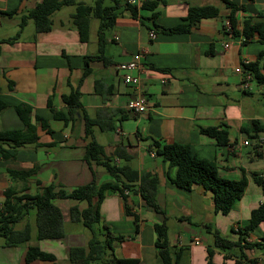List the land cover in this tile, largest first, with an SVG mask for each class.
Wrapping results in <instances>:
<instances>
[{
    "label": "crops",
    "instance_id": "1",
    "mask_svg": "<svg viewBox=\"0 0 264 264\" xmlns=\"http://www.w3.org/2000/svg\"><path fill=\"white\" fill-rule=\"evenodd\" d=\"M40 1L0 0V41L14 37L20 29L21 16ZM231 1L241 7L235 11V27L229 17L232 9L225 0H164L155 10L157 26L153 20H141L140 15H151L148 10H140L138 17L128 12L120 14L110 28L111 34L105 31L103 58L89 60L87 75L86 57L102 53L96 19L92 21L90 39L85 42L73 23L74 11L58 15V10L52 15V29L38 31L35 23L31 29L29 19L17 39L0 42V101L7 105L0 112V131L24 127L15 109L22 102L32 105L50 128L48 131L37 122L39 144L12 149L9 143L0 142V147L9 148L13 154L5 158L0 151V209L8 187L18 194H36L49 184L71 191L94 178L99 184L113 181L105 166L86 160L88 139L84 136V121L79 112L71 117L63 99L78 90L81 109L97 118L94 135L105 153L112 155L118 165L128 163L145 181L149 175L158 180L154 196L157 210L143 198L140 181L132 189H125L126 201L118 190L105 193L100 203L99 224L112 232V249L92 264H115L112 255L138 258L137 264H164L155 230V224L164 221L170 244L182 248L180 264H208L213 236L206 232V224L238 240L239 231L249 222L253 209L264 202V190L254 179L264 177V145L244 143L249 138L244 128L249 127L252 133L254 120L264 125L263 87L252 82L253 76L244 87L246 72L236 71L245 60L252 62L264 51L258 33L249 41H245L242 33L246 18L264 23V0ZM205 5L218 8V15L194 22L186 20L191 7ZM15 8L19 9L17 14L2 13ZM181 24L188 29L169 31ZM152 29L157 32L155 38L149 36ZM146 46L150 52L143 58L140 69L120 68ZM125 73L140 75V84H126ZM136 96L147 98L148 110L134 113L128 109L129 100ZM53 108L64 112L67 122L55 118ZM212 126L228 130V145H219L214 137L201 132L202 127ZM259 135H264V131ZM154 140L189 144L199 156L215 160L223 176L239 179L246 175L248 185L243 197L224 214L216 210L212 192L203 186L196 184L190 190L177 186L171 181L176 169L170 168L161 156L151 154ZM118 152H129L131 157L125 160ZM8 168H33L34 173L26 180L13 179ZM56 204L65 216V236L39 239L36 219L33 222L29 213L16 227L21 229L30 223V240L10 246L2 237L0 264H75L71 248L87 246L92 232L87 235L69 229L70 223L75 222L69 211L73 205L83 209L87 203L56 199ZM103 235L101 243L107 238L105 232ZM197 238L201 243L195 242ZM262 238L264 221L246 236L252 242ZM29 245H38L56 258L27 263ZM241 249L249 259L264 264V249L259 247L235 246L228 251L215 248L212 260L215 264H233Z\"/></svg>",
    "mask_w": 264,
    "mask_h": 264
},
{
    "label": "trees",
    "instance_id": "2",
    "mask_svg": "<svg viewBox=\"0 0 264 264\" xmlns=\"http://www.w3.org/2000/svg\"><path fill=\"white\" fill-rule=\"evenodd\" d=\"M231 7L232 11L229 15L232 27L236 25L235 11L241 8L231 0H225ZM94 0L93 3H86L78 0H41L34 8L30 9L26 14L21 16L20 29L17 34L9 39L2 40L10 42L19 36L22 28L27 24L29 19H33L38 31H47L52 29L55 11L67 5H75L76 9L72 14L74 25L80 32L82 41L90 39L92 21L97 19L98 37L100 43L101 54L90 55L86 57V72H89V60L92 58H103V44L105 39V31L112 28L116 18L125 12L130 13L134 17H138L140 10L151 11L150 16L140 15L141 20L150 19L154 21L158 15L155 11L158 5L164 0H144L140 5L132 4L128 0ZM19 12L18 8L10 11H2L7 15H14ZM219 10L215 6H194L189 9L186 20L194 22L203 18H210L218 15ZM186 24L177 25L169 28L171 32L187 30ZM235 32H237L235 30ZM243 35L245 41L253 39L255 33H258V40L264 43V23L252 22L250 18L244 20ZM0 41V42H2ZM245 69L251 73L253 78L262 85L264 94V51L260 52L257 59L245 65ZM64 101L69 106L71 117L77 112L81 114V118L85 125V138L88 139L86 144V160H95L96 163L106 167L113 181H106L101 184L97 183L94 178L91 182L77 186L71 191L65 189H57L56 185L49 184L43 188L41 192L30 194L23 192L18 194L13 187H8L4 191L5 200L0 209V236L6 239V243L10 246L18 245L30 240L31 224L27 222L24 228H17V224L21 222L31 209L36 210V224L38 229V238L60 239L65 236L64 213L56 199H73L78 201H86L87 206L81 209L78 205L70 208L71 219L75 222H81L92 232V237L87 246H74L71 248V259L75 264H92L95 260L101 259L107 254L106 249H112V232L107 226L106 241L101 243L94 229L96 223L100 222V203L107 191L118 190L126 201L125 189H132L137 181H140V189L146 203L158 209L155 201V192L157 189V177L149 175L148 181L143 177H139L138 170L133 169L128 163L118 165L114 161L112 155L105 153V148L100 144L94 135V126L98 124L97 118L90 117L81 109L80 93L74 91L64 96ZM7 105L0 101V112ZM16 112L24 123V127L20 129H6L0 131V142H7L12 149H18L21 146L31 143L39 144L38 124L44 129L50 131L48 121L35 113L32 105L22 102L15 106ZM80 110V111H79ZM54 116L67 122L68 118L61 110L53 108ZM254 131L244 128V131L253 139L264 131V125H259L257 120L253 121ZM201 132L214 137L219 145H228V130L219 127H202ZM153 148L156 155L161 156L170 168H175L176 173L171 177V181L177 186L190 190L194 185H201L205 190L212 192L215 201V207L218 212L227 214L234 206L235 202L241 199L248 185L246 175L239 179L223 176L219 172V166L213 159L204 158L196 154L191 146L186 143L172 142L163 143L160 140L153 141ZM5 158L12 156L9 148L0 147ZM119 157L129 160L131 155L129 152H118ZM8 174L13 179L26 180L34 173L33 168L16 169L8 168ZM255 181L262 186L264 190V177L255 176ZM148 187V188H147ZM127 212L129 209L127 207ZM264 221V202L257 208L253 209L249 222L240 229L238 240H233L227 235L221 234L213 225L206 224V232L213 236V247L208 248V264H215L212 260L215 248L222 251L239 246L240 248H263L264 238L260 241L252 242L246 239V236L252 232L257 225ZM137 223V219H136ZM137 229L139 225L137 223ZM157 233L156 245L164 264H180V256L182 248H176L170 243L168 234V226L164 221L161 224H155ZM122 239L123 236H117ZM242 250V249H241ZM225 257L229 255L225 254ZM54 254L43 251L38 245H29L26 253V262L29 263L35 259L54 260ZM112 261L115 264H137L138 258H117L112 255ZM233 264H259L256 259H249L246 254L240 251L236 256Z\"/></svg>",
    "mask_w": 264,
    "mask_h": 264
},
{
    "label": "built area",
    "instance_id": "3",
    "mask_svg": "<svg viewBox=\"0 0 264 264\" xmlns=\"http://www.w3.org/2000/svg\"><path fill=\"white\" fill-rule=\"evenodd\" d=\"M130 3L132 4H136V5H140L142 3V0H128ZM149 36L150 38H155L157 36V32L155 30H150L149 31ZM150 52V47L146 46L143 48V50H139L137 52H135L133 59L127 63L121 64L120 68L122 70H133V69H140L143 64V58L145 57V55L147 53ZM250 61L245 60L244 63H242V65H240L236 71L239 73H245V82H244V87L248 86L247 80H249L251 78V73H249L246 69H245V65L249 64ZM167 81L166 79H164V82ZM124 82L126 84H133V85H139L140 84V75H132L130 73H125L124 75ZM127 107L129 110H131L134 113H142L145 112L146 110H148L149 108V104H148V100L146 97L144 96H136L134 98H131L127 104ZM244 143L246 145H254L257 147L263 146L264 145V135H259L256 138L253 139H245ZM151 154L153 156L156 155L155 151H152ZM196 243H201V239L197 238L195 240Z\"/></svg>",
    "mask_w": 264,
    "mask_h": 264
},
{
    "label": "rangeland",
    "instance_id": "4",
    "mask_svg": "<svg viewBox=\"0 0 264 264\" xmlns=\"http://www.w3.org/2000/svg\"><path fill=\"white\" fill-rule=\"evenodd\" d=\"M78 1H85L86 3H93L94 2V0H78ZM106 1H107L106 3H109V0H106ZM75 9H76V6L75 5H67V6L62 7L60 10H58L57 11L58 12L57 14L58 15L59 14H63L64 15L66 13L75 11ZM96 21L98 22L97 19H96ZM33 27H34V22H33L32 19H30L29 28L32 29ZM111 30L112 29H110V28L106 29V34L107 35H110L111 34ZM252 82L255 85L257 84V81L255 79ZM255 186H257V185H255ZM259 186H260L259 188L261 189L262 186L261 185H259ZM82 203H85L86 204L87 202L86 201H82ZM29 218L31 220H33V222H35V219H36V211L35 210L32 209L30 211ZM69 229H72L74 231H80V232H83V233H85L87 235H91V230L88 227H86L84 224L80 223V222L79 223H77V222L70 223V228ZM94 229H95V231L97 233L98 238L99 239H102L104 237L103 232H106V229H105L104 225L103 224L96 223L95 226H94ZM200 231H201V233H203V235H207L202 229H200ZM105 237H106V235H105ZM2 239L3 238L0 237V240H2ZM106 250H107V253L110 252V249L109 248L106 249Z\"/></svg>",
    "mask_w": 264,
    "mask_h": 264
},
{
    "label": "water",
    "instance_id": "5",
    "mask_svg": "<svg viewBox=\"0 0 264 264\" xmlns=\"http://www.w3.org/2000/svg\"><path fill=\"white\" fill-rule=\"evenodd\" d=\"M72 143V140L71 141H68L67 144H71ZM188 230V229H187ZM191 232H194L192 230H190Z\"/></svg>",
    "mask_w": 264,
    "mask_h": 264
}]
</instances>
